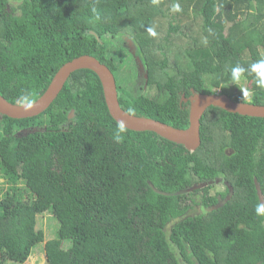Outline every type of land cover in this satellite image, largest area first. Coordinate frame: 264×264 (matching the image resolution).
Wrapping results in <instances>:
<instances>
[{
	"label": "trees",
	"instance_id": "obj_1",
	"mask_svg": "<svg viewBox=\"0 0 264 264\" xmlns=\"http://www.w3.org/2000/svg\"><path fill=\"white\" fill-rule=\"evenodd\" d=\"M186 1L0 0V94L16 106L25 92L37 102L63 65L89 55L111 70L120 106L136 117L186 129L191 99L219 90L264 105L253 75L233 84L230 73L264 58V0H200L195 17L211 44L181 52L174 65L167 54L147 56L140 43L148 29L179 33ZM174 3L181 12L172 14ZM126 37L141 70L123 45L107 43ZM247 82L250 97L240 93ZM117 124L87 69L40 116L0 114V170L12 184L0 194V264H26L38 246L45 264H264V217L255 214L256 180L264 196L263 118L212 106L192 149L128 129L115 143ZM218 184L225 189L212 194Z\"/></svg>",
	"mask_w": 264,
	"mask_h": 264
},
{
	"label": "water",
	"instance_id": "obj_2",
	"mask_svg": "<svg viewBox=\"0 0 264 264\" xmlns=\"http://www.w3.org/2000/svg\"><path fill=\"white\" fill-rule=\"evenodd\" d=\"M83 69L94 71L100 78L107 108L110 115L117 123L123 120L128 130L136 132H154L167 140L183 144L187 149L195 148L200 142L201 118L212 106L222 108L233 114L264 119V105L237 102L226 95L219 94L199 95L192 99L189 115L190 125L187 129L175 128L150 118L129 117L126 115V111L120 106L115 76L106 65L89 55H83L63 65L55 75L46 93L36 102L35 107L29 112H25L19 106L9 103L0 94V114L16 120L40 116L54 103L72 74ZM183 100L186 101V98L183 97ZM73 114H71L70 118L73 117ZM256 189L260 202H264V196L257 180Z\"/></svg>",
	"mask_w": 264,
	"mask_h": 264
},
{
	"label": "rangeland",
	"instance_id": "obj_3",
	"mask_svg": "<svg viewBox=\"0 0 264 264\" xmlns=\"http://www.w3.org/2000/svg\"><path fill=\"white\" fill-rule=\"evenodd\" d=\"M164 2V6H168L170 4V0H168V3L166 4L164 0H162V3ZM197 2L199 3L200 0H192V4H189V1L187 0L184 2L185 10V19L181 21V28L179 33H171L167 34V31L162 34H157L155 37L149 36L150 40L147 42L141 41L140 45L143 47L145 53L147 56H152L155 58H159V60L163 59V54H167L170 60V64L174 65L175 62L179 63L180 59V53L184 52L185 50H194V49H204L207 48L209 44H211L212 41V33L208 31H203L201 25V19L199 17H195V7L197 5ZM196 3V4H195ZM195 4V5H194ZM195 6V7H193ZM188 8V12H187ZM172 12V11H171ZM172 14H176V12H172ZM169 29V27H167ZM163 31V30H162ZM161 31V32H162ZM112 43L109 41L107 42L109 46H114V44H119L120 46H124L125 52L124 54L127 55V62L131 61V57L133 59V63L137 66L138 70L140 67L141 70V63L140 58L135 54L136 45L132 40H129L128 37L124 39V41H116V39H109ZM131 63V62H130ZM142 82L140 81V84ZM250 87L251 83H243L239 86L240 93L245 94V96L250 97ZM33 127H30V130H32ZM25 133H28L29 131L25 130L22 131ZM1 134V130H0ZM1 139V135H0ZM2 170V169H1ZM0 170V194H6L7 189L11 188L10 186L12 184H8V181L4 175V173ZM19 189L23 193L24 201H27L28 203H31V195L27 192V188L23 183L20 182ZM223 184H218V186L211 191L212 194L216 190H224ZM41 219V217H40ZM52 219L51 217L46 218L47 222L48 220ZM43 225L47 226L49 225V229L47 231V236L53 237L54 232L52 229V225L42 223ZM32 258L26 263V264H45L44 254L40 250V246L34 249ZM6 264H13L12 262H7Z\"/></svg>",
	"mask_w": 264,
	"mask_h": 264
},
{
	"label": "clouds",
	"instance_id": "obj_4",
	"mask_svg": "<svg viewBox=\"0 0 264 264\" xmlns=\"http://www.w3.org/2000/svg\"><path fill=\"white\" fill-rule=\"evenodd\" d=\"M91 11H92L93 15L95 16V18L99 19V12L97 11L96 7H92ZM171 11L172 12H181L182 9H181L180 4L174 3L171 7ZM209 31H211V29H209ZM148 32L153 37H155L157 35L154 28H149ZM230 73H231V80H232L233 84L238 83L242 78L245 77V74L247 73L249 75H253L254 82H255V85L257 88L264 89V58L259 59L258 61L252 63L247 69L240 66V65H236L230 69ZM215 94L222 95L220 90L218 92H216ZM192 99H191V104H192ZM187 101L188 100L186 99L185 102H187ZM17 104L25 112H29L35 107L36 101H34V99L32 98L31 93L25 92L24 94H22L18 98ZM190 107H191V105H190ZM134 113H135V109L131 108V107L128 108L126 111V115H128L129 117L134 116ZM200 128H201V126H200ZM125 132H126L125 122L123 120L118 121L117 130L113 135L114 142L115 143H122L124 140L123 134ZM200 132H201V129H200ZM255 214L258 217H264V202H260L256 205Z\"/></svg>",
	"mask_w": 264,
	"mask_h": 264
}]
</instances>
